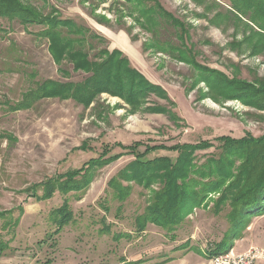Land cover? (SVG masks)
Masks as SVG:
<instances>
[{
  "label": "rangeland",
  "instance_id": "obj_1",
  "mask_svg": "<svg viewBox=\"0 0 264 264\" xmlns=\"http://www.w3.org/2000/svg\"><path fill=\"white\" fill-rule=\"evenodd\" d=\"M23 1L44 13L53 7L61 18H74L101 33L105 41L88 47L89 57L104 61L120 49L152 83L162 85L170 99L154 91L140 109L131 111L127 100L103 92L88 106L54 97L15 110L40 81H82L91 73L75 70L69 60L57 63L48 40L36 34L41 25L25 28L0 18V264H208V250L231 226L228 206L213 210L211 199L219 193L210 194L208 206L194 208L173 232L150 222L140 231L138 217L160 185L146 189L119 174L134 159L127 150L131 145L142 152L147 145L158 144L145 159H176L179 150L163 147L208 140L214 144L193 152L200 165L217 153L219 136H263L264 111L210 90L200 70L183 59L179 49L192 47L195 65L250 83L264 79V54L252 55L247 46L242 52L231 47L244 33L235 35L232 27L210 24L216 14L214 0H159L181 23H166L161 32L147 28L126 0ZM182 32L187 33L183 40ZM154 104L176 112V121L166 113L144 109ZM106 145L112 146V154L122 155L102 167H91L86 191L63 195L57 179L84 169ZM114 177L132 187L124 200L114 197L109 186ZM48 185L49 189L55 185L52 192L56 191L43 198ZM65 200L73 218L63 225L50 213ZM251 246H264V214L252 219L231 250L239 253Z\"/></svg>",
  "mask_w": 264,
  "mask_h": 264
},
{
  "label": "trees",
  "instance_id": "obj_2",
  "mask_svg": "<svg viewBox=\"0 0 264 264\" xmlns=\"http://www.w3.org/2000/svg\"><path fill=\"white\" fill-rule=\"evenodd\" d=\"M126 1L129 2L132 11L142 16L147 28H153L155 31L158 28L161 32L160 28H164L166 23L181 25L159 0ZM211 5L216 10V14L210 18L211 25L222 27L225 24V27L234 28L235 35L241 31L244 33L241 41L231 43L233 49L242 52L247 46V51L252 55L264 54V0H228L222 3L214 0ZM58 14L53 7L50 12L44 13L39 6L25 3L23 0H0V18L21 24L25 28L41 25L42 28L36 34L48 40L49 52L57 63L62 64L69 60L72 61L75 70L82 68L91 73L82 81L63 82L54 78L40 81L35 88L25 93L22 101L16 103L15 110L31 107L42 98L54 97L61 100L70 98L88 106L103 92L127 100L131 111L140 109L154 91L170 99L165 88L152 83L120 49H114L104 61L89 57L87 48L94 47L96 42H104V36L85 23H78L74 18L64 19ZM97 19L107 20V17L97 15ZM185 36L187 33L182 32L181 39L183 40ZM157 45L161 50H167L164 43L157 42ZM188 50L185 45L179 49L180 55L187 62L194 63L200 70V75L204 77L202 81L208 84L210 90H216L225 98L241 99L246 104L264 111V79L255 80L254 83L240 78L229 79L218 70L195 65L194 56L197 54L192 47H188ZM144 109L166 113L174 121L178 118L176 112L168 110L163 105L154 104L145 106ZM217 139L220 142L216 148L217 153H213V157H209L200 165L195 163L193 152L214 144L208 140L197 144L185 142L170 146L160 145L169 150H179L176 159L169 156L145 159V155L156 149L158 144L152 147L147 145L142 152L138 150V146L128 147L127 150L134 154V159L120 171L119 176L133 180L150 190L152 184L158 182L160 185L153 190L151 200L138 217L140 231H143L150 222L173 232L187 220L194 208H201L206 204L208 206L211 200L214 211L220 212L223 207L228 206L231 226L222 241L208 250L206 255L211 258L231 250L234 239L241 237L252 219L264 214V135L254 137L247 133L241 138L222 135ZM119 155L122 154L118 152L112 154V146L106 145L99 157H93L86 162L84 169L71 171L61 179L58 178L56 181L58 188L63 195L73 190L86 191L92 180L89 169L107 165ZM117 178H112L109 186L114 197L124 200L132 187L121 185ZM62 179L63 182H60ZM53 188L55 185L50 189L49 185L45 186L47 196L43 198L50 197L56 191L52 192ZM215 192L219 195L210 200V194ZM66 201L64 205L50 213L52 218L63 225L73 218V212ZM1 215L0 213V217Z\"/></svg>",
  "mask_w": 264,
  "mask_h": 264
},
{
  "label": "built area",
  "instance_id": "obj_3",
  "mask_svg": "<svg viewBox=\"0 0 264 264\" xmlns=\"http://www.w3.org/2000/svg\"><path fill=\"white\" fill-rule=\"evenodd\" d=\"M208 264H264V246H251L239 253L231 250L217 254L210 258Z\"/></svg>",
  "mask_w": 264,
  "mask_h": 264
}]
</instances>
